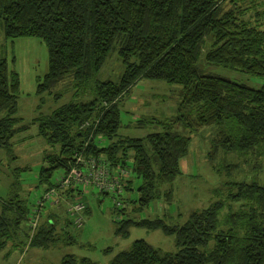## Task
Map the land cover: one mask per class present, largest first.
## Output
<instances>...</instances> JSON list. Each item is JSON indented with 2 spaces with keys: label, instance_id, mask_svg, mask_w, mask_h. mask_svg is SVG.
<instances>
[{
  "label": "trees",
  "instance_id": "obj_1",
  "mask_svg": "<svg viewBox=\"0 0 264 264\" xmlns=\"http://www.w3.org/2000/svg\"><path fill=\"white\" fill-rule=\"evenodd\" d=\"M0 21L7 39L34 36L46 44L49 69L37 79V94L72 97L49 114L38 110L45 103L42 97L33 119L39 134L58 148L40 169L43 192L57 186L56 171L84 167L76 163V153L83 151L87 161L105 157L111 171L126 170L117 196L121 204L113 211L121 216L115 219V234L127 237L137 225L175 235L176 251L138 239L110 264H264V181H234L227 191L214 189L210 204L191 211L179 225L159 216L141 217L152 202L172 201L195 131L218 129L208 146L210 161L234 152L245 163L264 158V86L207 73L209 65H220L264 77V0H0ZM203 48L205 66L200 69ZM112 52L124 65L122 76L95 80ZM142 79L182 86L177 116L164 131L122 135L120 101ZM20 87L19 72L0 55V149L10 150L27 127L17 116ZM88 90L91 99L84 101ZM86 121L91 125L83 127ZM144 123L137 118L134 125ZM176 125L188 133L174 130ZM240 165H226L227 173L235 174ZM131 174L141 179L137 198L123 195L132 189ZM89 187L97 188H58V202L40 212L34 235L22 228L34 205L18 195L0 201V251L11 242L21 249L73 244L72 208L82 203L84 216L90 211L84 199ZM60 264L99 263L69 253Z\"/></svg>",
  "mask_w": 264,
  "mask_h": 264
},
{
  "label": "rangeland",
  "instance_id": "obj_2",
  "mask_svg": "<svg viewBox=\"0 0 264 264\" xmlns=\"http://www.w3.org/2000/svg\"><path fill=\"white\" fill-rule=\"evenodd\" d=\"M205 48V46H204ZM203 51L199 58V68L205 66ZM0 55L8 59L11 69L19 72L21 89L17 116L22 118L20 124L27 126L26 130L19 132L12 141L10 150L0 149V201L13 195L26 198L31 206L38 201L43 192L39 184V172L46 165L45 158L58 151L50 146L39 134L38 123L33 119L39 111L49 114L56 107L72 99L68 93L56 98L51 94H37L38 77L44 76L49 69V52L42 39L34 36H24L7 39L4 34L3 23L0 21ZM207 73L223 76L225 78L247 84L252 87H263L264 77L250 76L245 72L227 68L220 65H209ZM124 72L117 52H112L103 68L96 75L95 80L118 81ZM181 85L169 84L160 80H140L126 96L120 101L123 125L120 134L132 137H144L149 133L161 132L170 120H174L181 102ZM92 93L88 90L84 101L90 100ZM42 97L44 105L39 108ZM39 108V109H38ZM38 109V110H37ZM4 113L0 114V117ZM137 118L146 120L141 127H136ZM153 119V120H152ZM157 120L160 123H157ZM174 130L188 133V129L176 125ZM217 128H202L191 134L192 141L188 155L183 159V174L174 183V197L171 202L164 199L152 202L141 213L143 218L161 217L168 223L179 225L187 221L191 211L206 207L213 200L214 189L227 191L228 182L234 181H264V158H243L237 153H221V156L210 161L208 146ZM102 140V139H101ZM106 144L107 142H102ZM239 162L241 168L235 174H228L226 165ZM224 172V173H222ZM63 173L56 171L53 180ZM133 178L132 189L125 190L123 195L137 198V188L141 179ZM167 187V186H165ZM84 199L90 211L85 213L82 227H73L69 232L74 237L73 244L59 243L52 248H36L23 245L21 248L7 247L0 251V264H60L64 255L73 253L86 256L99 264H110L113 257L122 250L131 247L138 239H144L154 247L164 251H176L175 235H166L162 230H150L143 226H132L130 234L122 237L115 234V219L121 217L115 214L116 204L112 194H102L97 188L89 187ZM62 203V202H61ZM34 207V206H33ZM133 207L130 203L129 209ZM33 209V208H32ZM133 216L131 213L123 218ZM32 216V210L30 211ZM25 220L22 228L36 233L38 224L33 229L31 222Z\"/></svg>",
  "mask_w": 264,
  "mask_h": 264
},
{
  "label": "built area",
  "instance_id": "obj_3",
  "mask_svg": "<svg viewBox=\"0 0 264 264\" xmlns=\"http://www.w3.org/2000/svg\"><path fill=\"white\" fill-rule=\"evenodd\" d=\"M89 125H91V122L86 121L83 127ZM94 125H97V123L95 122ZM75 157L76 163L85 164L84 167L71 166L68 170L59 174L57 186L39 195L38 201L32 209V216L30 218L33 229L39 224L40 212L48 208V204L58 202V188H67L70 185H77L84 188L85 186L93 184L99 188V191L112 194L115 202L118 203V205L121 204L117 196L121 194L124 189L123 178L126 177V170L122 168L119 171H111V164L105 157L101 158L100 162L93 157H90L87 161L83 151L76 153ZM72 209L71 215L73 218L71 219L74 221V225L80 228L84 222L83 209H85V206L82 203H78L74 205Z\"/></svg>",
  "mask_w": 264,
  "mask_h": 264
},
{
  "label": "crops",
  "instance_id": "obj_4",
  "mask_svg": "<svg viewBox=\"0 0 264 264\" xmlns=\"http://www.w3.org/2000/svg\"><path fill=\"white\" fill-rule=\"evenodd\" d=\"M182 166H183V163H182Z\"/></svg>",
  "mask_w": 264,
  "mask_h": 264
}]
</instances>
